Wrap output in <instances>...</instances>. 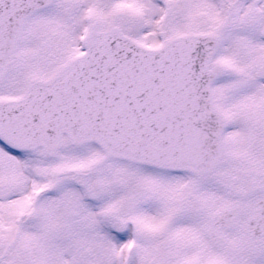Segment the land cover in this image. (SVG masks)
Segmentation results:
<instances>
[{
	"label": "snow or ice",
	"instance_id": "snow-or-ice-1",
	"mask_svg": "<svg viewBox=\"0 0 264 264\" xmlns=\"http://www.w3.org/2000/svg\"><path fill=\"white\" fill-rule=\"evenodd\" d=\"M0 264H264V0H0Z\"/></svg>",
	"mask_w": 264,
	"mask_h": 264
}]
</instances>
